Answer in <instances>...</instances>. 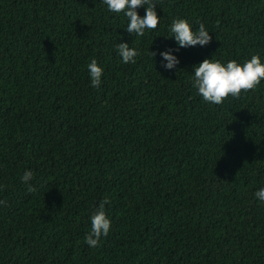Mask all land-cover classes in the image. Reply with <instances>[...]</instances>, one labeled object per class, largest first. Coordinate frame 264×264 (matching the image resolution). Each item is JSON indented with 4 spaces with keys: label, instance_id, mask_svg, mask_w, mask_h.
<instances>
[{
    "label": "trees",
    "instance_id": "trees-1",
    "mask_svg": "<svg viewBox=\"0 0 264 264\" xmlns=\"http://www.w3.org/2000/svg\"><path fill=\"white\" fill-rule=\"evenodd\" d=\"M156 11L137 36L102 0H0V264H264V80L220 105L192 86L206 58L264 63V0ZM177 18L212 41L174 51L166 70ZM105 198L110 232L89 247Z\"/></svg>",
    "mask_w": 264,
    "mask_h": 264
},
{
    "label": "clouds",
    "instance_id": "clouds-1",
    "mask_svg": "<svg viewBox=\"0 0 264 264\" xmlns=\"http://www.w3.org/2000/svg\"><path fill=\"white\" fill-rule=\"evenodd\" d=\"M108 10L114 13L123 12L128 19L126 31L130 34L135 33L137 36H144L145 30H155L160 23V17L157 15V0H102ZM145 8V14L140 16L137 9ZM178 48L167 49L159 53L162 57V66L166 70H172L179 64L177 56L173 55L174 51L179 48L206 46L212 41V36L206 29L204 23H199V27L193 30L192 25L182 18L174 19L169 28ZM117 50L124 63H136V57L140 54L137 49L130 47L127 43H119ZM151 56L157 55L156 52H150ZM91 85L99 87L104 69L98 65L96 59H92L87 65ZM193 84L198 90V94L205 102L215 105L223 104L225 99L231 96L239 99L241 93H247L255 90L264 80V63L261 62L259 55H252L250 59L243 64L233 59L226 64L216 59H204L198 65L193 66ZM34 176L31 170H25L21 177L22 182L28 183ZM36 189L29 184L28 191L33 192ZM255 197L264 201V187L255 192ZM6 201H0L5 204ZM110 203L107 198L102 200L92 214L91 229L85 236V242L89 247H97L101 237H107L111 220L108 218L105 204Z\"/></svg>",
    "mask_w": 264,
    "mask_h": 264
}]
</instances>
